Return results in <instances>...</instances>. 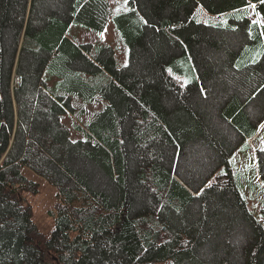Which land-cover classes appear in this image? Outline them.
Returning a JSON list of instances; mask_svg holds the SVG:
<instances>
[{"label": "trees", "instance_id": "16d2710c", "mask_svg": "<svg viewBox=\"0 0 264 264\" xmlns=\"http://www.w3.org/2000/svg\"><path fill=\"white\" fill-rule=\"evenodd\" d=\"M127 4L113 18L129 49L128 64L118 67L111 48L88 56L67 35L71 23L103 31L108 0H0V264H264V226L198 107L212 94L205 86L202 98L199 81L211 88L220 76L216 112L244 138L255 136L242 95L263 80L264 2ZM76 68L104 80L83 73L69 88L91 87L109 102L92 113L84 138L71 139L61 121L74 111L70 95L49 91L45 74ZM246 68L252 73H234ZM13 72L22 79L12 89ZM191 142L226 170L197 193L169 167ZM23 168L58 188L50 238L33 221L26 193L38 183Z\"/></svg>", "mask_w": 264, "mask_h": 264}, {"label": "rangeland", "instance_id": "374dc122", "mask_svg": "<svg viewBox=\"0 0 264 264\" xmlns=\"http://www.w3.org/2000/svg\"><path fill=\"white\" fill-rule=\"evenodd\" d=\"M108 1L111 7V15L103 31L96 32L95 30L79 23H71L67 29V35L79 46L80 50L88 56H96L99 47L111 48L117 66L121 67L127 65L129 62V49L116 28L113 18L116 14L127 11L129 6L127 0ZM198 14L199 17L201 12ZM205 17L206 16L201 15L200 19L203 20L202 22L206 21ZM74 70L76 72L75 74L66 75L65 77H58L47 71L45 74V80L49 91L53 93H68L70 95V101L74 111L73 113L68 112L63 115L61 121L69 128L71 139H79L85 137V130L87 129L86 124L90 122L92 113L106 109L109 99L101 92H94V89L91 87L81 90L80 93L79 88L71 90L69 88L70 78L79 81V77L86 79L84 74L96 77L99 74L96 72L91 73L79 68ZM234 73L248 74L252 73V69L246 68L240 72L237 71ZM174 75L180 77L176 73ZM262 78V84L256 85L252 94L247 93L242 95L245 104V111L251 117V123L256 129L255 136L250 139H243L244 137L234 130L230 122L221 118L219 113L216 112L215 103L217 101L214 102L213 98V95L216 97V94L213 93L216 89L217 96H219L218 94L222 91V86L225 84L220 76L217 78V85L215 87L211 86V88L209 85L204 84L203 81H199L198 88L201 97H206V87L212 94H210L211 98L208 101L198 103V107L200 108L202 118L208 124L212 133H214L215 138L221 141V143L223 142L227 148L225 155L229 160L228 168L232 173L239 192L246 201L249 211L264 226V215L262 213V210L264 209V164L263 166H259L261 159L264 162V93H258L264 86V73L262 74ZM97 79L104 80L101 79L100 76H98ZM257 93L259 96L256 99L251 100ZM221 96L223 97V94ZM163 104L166 106L167 110L173 108V106L167 104V101H163ZM83 109H85L86 112ZM198 141L200 143L201 140ZM191 143L185 151L189 152L190 157L187 158V153L183 152L178 159L177 153L171 159L169 167L170 171L176 178H178L192 192L197 193L198 191L205 189L209 180H213L216 175H220L226 170L224 169V166H222L223 161L220 160L216 163L215 157L212 155L209 156L208 150L204 146L197 144V142ZM195 159L198 162L200 161V163L205 161L206 163L203 164V167L206 165L208 166L204 170L201 169L203 167H199V164L194 162ZM192 166H198L200 168H197V171H202L200 177H192ZM188 168L190 169V172L188 171ZM22 171L27 177L38 183V192L26 193V199L32 206L33 221L37 224L45 237L50 238L53 234L55 225L54 218L49 214V210L53 207L54 202L56 201L58 188L28 168H23ZM212 173L213 175H211ZM208 177L210 178L208 179ZM203 180H205L204 183ZM190 183L191 186L189 185ZM192 187L199 188H196V191H194V188ZM155 264H169V261Z\"/></svg>", "mask_w": 264, "mask_h": 264}, {"label": "built area", "instance_id": "2783aa9c", "mask_svg": "<svg viewBox=\"0 0 264 264\" xmlns=\"http://www.w3.org/2000/svg\"><path fill=\"white\" fill-rule=\"evenodd\" d=\"M21 76L16 74L15 72L12 73L11 77V88L18 86L21 83Z\"/></svg>", "mask_w": 264, "mask_h": 264}, {"label": "crops", "instance_id": "0c3cea01", "mask_svg": "<svg viewBox=\"0 0 264 264\" xmlns=\"http://www.w3.org/2000/svg\"><path fill=\"white\" fill-rule=\"evenodd\" d=\"M71 41H73V40H71ZM74 42V41H73ZM75 43V42H74ZM78 46V45H77ZM264 56V55H263ZM243 139H245V138H243Z\"/></svg>", "mask_w": 264, "mask_h": 264}, {"label": "snow or ice", "instance_id": "6c2138e0", "mask_svg": "<svg viewBox=\"0 0 264 264\" xmlns=\"http://www.w3.org/2000/svg\"><path fill=\"white\" fill-rule=\"evenodd\" d=\"M262 2H264V0H262Z\"/></svg>", "mask_w": 264, "mask_h": 264}]
</instances>
